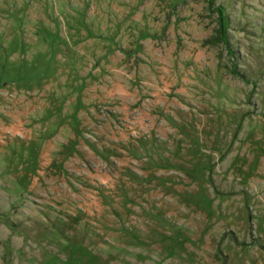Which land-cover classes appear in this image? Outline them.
Wrapping results in <instances>:
<instances>
[{
	"label": "rangeland",
	"instance_id": "374dc122",
	"mask_svg": "<svg viewBox=\"0 0 264 264\" xmlns=\"http://www.w3.org/2000/svg\"><path fill=\"white\" fill-rule=\"evenodd\" d=\"M0 264H264V0H0Z\"/></svg>",
	"mask_w": 264,
	"mask_h": 264
}]
</instances>
